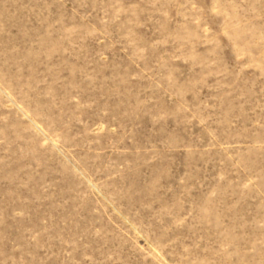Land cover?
Listing matches in <instances>:
<instances>
[{"label":"rangeland","instance_id":"rangeland-1","mask_svg":"<svg viewBox=\"0 0 264 264\" xmlns=\"http://www.w3.org/2000/svg\"><path fill=\"white\" fill-rule=\"evenodd\" d=\"M0 264H264V0H0Z\"/></svg>","mask_w":264,"mask_h":264}]
</instances>
